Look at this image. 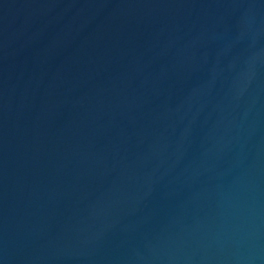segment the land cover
Listing matches in <instances>:
<instances>
[{
  "label": "water",
  "instance_id": "95a60500",
  "mask_svg": "<svg viewBox=\"0 0 264 264\" xmlns=\"http://www.w3.org/2000/svg\"><path fill=\"white\" fill-rule=\"evenodd\" d=\"M0 264H264V0H0Z\"/></svg>",
  "mask_w": 264,
  "mask_h": 264
}]
</instances>
